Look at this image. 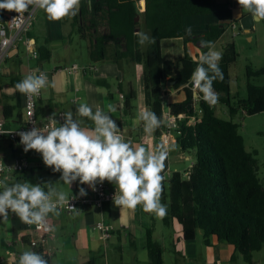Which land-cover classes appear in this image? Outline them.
I'll return each instance as SVG.
<instances>
[{"label": "crops", "instance_id": "1", "mask_svg": "<svg viewBox=\"0 0 264 264\" xmlns=\"http://www.w3.org/2000/svg\"><path fill=\"white\" fill-rule=\"evenodd\" d=\"M140 5L141 10H144L145 0L143 3L140 0ZM34 10L40 17V29L37 32L32 30V26L35 24L33 21L30 36L34 39L37 48L48 46L51 50V57L39 61L31 59L27 55L25 59L20 49L23 44L13 51V55L5 63L7 71L0 73V119L4 118V103H12L11 98L16 92L15 87L9 83V76L13 74L23 78L29 74L31 66L39 64L48 74L49 80L55 82V87L42 89L37 105L39 119L49 117L54 112L57 116L58 111L71 110L75 112L79 103L89 104L93 111L97 106L108 111V106L111 105L115 108V112L110 115L121 128L126 139L133 141L136 145L142 144L148 148H155L160 144L163 141L164 131L158 134L155 130L154 133L147 134L144 132L143 122L138 120L139 111L147 108L145 63L126 58L116 59L114 50L118 46L125 49V42L117 43L115 40L109 41L106 58L93 61L86 40L79 33H75L70 21H66L64 18L59 21H49L43 10ZM249 14L238 5L237 0H214V9L211 13L186 15L183 19L184 30L191 26L192 35H187L185 31L184 36L162 39L164 60L179 61L186 55V52L198 59L201 53L208 51L200 46L199 36L204 35L212 23L227 24L224 33L213 43L215 49L221 53L225 44L230 41H235L238 45V40H235L233 36L241 26L247 32L252 31L248 36L249 40L259 42L261 35L258 23H255ZM236 17H245L247 22L250 19L251 26L244 27L239 19H235ZM229 20L233 21L230 23ZM142 23H144L143 20ZM141 24L137 27L136 32L142 31ZM102 32H107V27L103 23ZM23 47L25 46L23 45ZM146 47L147 44L140 45L142 51H145ZM263 56L264 54H261L258 57L253 67L264 65ZM74 64L78 65L77 69L72 68ZM98 80H103L106 84H100ZM173 83L170 81L165 87L167 111H170L171 103L180 102L186 98L184 86L174 88ZM132 88L136 91V97L132 102L133 106L126 110L124 107L126 94ZM231 95L236 100L240 98L237 92H233L232 81ZM198 106L199 99L197 98L196 115L199 117L201 110ZM214 108L217 115L221 117L230 115L231 117L226 119L232 118L228 107L215 105ZM80 119L84 127H93L92 122L87 118ZM184 119H180L179 124ZM6 120L12 127L23 125L26 121L24 107L21 110H15L12 118ZM188 120L192 123L189 118ZM179 134V129H173L168 142L169 144L174 143L177 147L165 162L166 168L163 175L166 179L163 182V190L166 192L173 172L181 171L187 176L196 159L193 151H186L182 148L178 141ZM0 146L1 156L5 162H10L22 154L25 156L23 145L8 138L0 139ZM28 152L33 157L30 159V167L23 171H6L4 176L8 177L9 183L24 182L28 180L26 175L37 169L42 171L48 177V181L53 182L59 191H64L62 190L63 181H58L61 173L53 172L51 168L46 167L40 153L35 150ZM253 152L258 153L259 151L254 149ZM33 174H37V172ZM258 174L261 179L264 178V174L261 176L260 163ZM67 186L69 189L64 191L67 195L78 192L80 187H84L87 194L91 193V188L87 184L81 185L78 180L73 182L71 187ZM163 201L168 203L169 211V199L164 198ZM140 209H143L140 205L135 210L120 208L114 204L113 200H108L102 206L91 204L72 213L63 210H59L58 216L50 213L51 227L42 241V246L50 254L52 264H85L90 260H94L96 264H149L150 258L145 256L146 237L142 243V252L137 244L138 237L143 236L145 231L147 234L146 228L148 227V220ZM98 221L113 225L109 237H105L97 228ZM164 222L165 225L174 228L169 241L158 240L155 237V231H153L154 239L164 248V264H264V246L253 253L250 262L236 249L234 244L219 240L217 236H212L210 242H207L202 229L198 230L195 239L186 240L182 224L178 219H173L170 222L164 220ZM36 235V231L28 230L24 222H21L14 214H10L8 223H0V264H14L15 257L21 251L31 249L23 238L25 237L30 242Z\"/></svg>", "mask_w": 264, "mask_h": 264}, {"label": "trees", "instance_id": "2", "mask_svg": "<svg viewBox=\"0 0 264 264\" xmlns=\"http://www.w3.org/2000/svg\"><path fill=\"white\" fill-rule=\"evenodd\" d=\"M213 9L214 0H145L144 10H141L140 0H81L77 15L64 20L70 21L75 31L88 42L93 61L106 58L108 43L115 40L125 42V49L118 46L114 50L116 59L145 63L146 107L164 121L156 129L158 134L166 126L167 83L174 81V88L184 86L186 98L171 103L169 107L175 115H186L180 123L178 141L184 150L193 151L196 159L187 176L181 171L173 172L168 191L163 190L162 200L168 198L170 203L164 220L178 219L186 240L195 239L198 230L202 229L207 242L217 236L219 240L232 243L251 262L253 253L264 246V183L258 174L257 153L246 148L239 123L233 117L239 111L247 114L264 112V83L255 82L264 76V65L247 67V96L234 99L230 68L239 53L235 41L226 43L219 61L224 79L214 81V89L219 93V102L229 108L232 118L217 115L214 106L197 97L201 115L194 123H188L187 117L197 114V98L193 97L189 81L198 59L186 52L181 60L173 62L164 60L162 53V39L185 35L183 19L186 15L208 14ZM6 12L0 10V20L6 17ZM142 20L149 36L156 41L147 44L145 51L141 50L134 34ZM102 23L107 27L105 33L102 32ZM226 25L212 23L199 38L214 43L224 33ZM38 51L39 61L51 57L48 46L38 47ZM9 78L13 86L22 79L13 74ZM98 83L106 84L103 80ZM135 97L136 91L132 88L126 94V110L133 106ZM11 99L12 103L3 105L6 119L24 107L23 94L17 90ZM23 239L32 250L44 253L52 264L50 254L41 244L35 243L33 248L34 242ZM146 247L149 264H164V248L154 239L151 227L147 229ZM85 264L96 263L90 260Z\"/></svg>", "mask_w": 264, "mask_h": 264}, {"label": "clouds", "instance_id": "3", "mask_svg": "<svg viewBox=\"0 0 264 264\" xmlns=\"http://www.w3.org/2000/svg\"><path fill=\"white\" fill-rule=\"evenodd\" d=\"M237 3L251 14L255 23L264 21V0H237ZM80 4L81 0H0V10L18 13L12 19L15 20L31 9H41L49 21H59L76 16ZM185 31L192 35L191 26ZM134 34L140 45L156 42L154 37L143 31ZM200 46L208 51L201 53L196 60L197 67L189 83L194 98L199 97L209 106H215L219 102V93L214 89V81L224 79L219 67L222 53L211 41L201 40ZM28 51L34 53V48L29 47ZM14 87L31 99L42 89L55 87V82L49 80L46 72L36 70L25 75ZM112 112L115 108L111 105L108 111L99 106L93 111L89 104L79 103L75 112L62 113L63 123L56 119L55 112L43 126L32 121L31 129L18 132L19 143L23 145L24 152L35 150L41 154L46 167L60 172L58 181L71 187L78 180L81 185L87 184L95 191L97 183L102 184L106 180L116 188L112 197L116 206L135 210L140 205L146 213L163 219L168 214V205L162 203L165 162L177 146L163 141L155 148L134 144L125 138L110 115ZM80 118L90 120L93 127H84ZM138 120L143 122L147 134L154 133L164 123L148 108L139 111ZM4 167L0 164V171ZM86 195L85 188L80 187L79 196ZM75 198L72 195L71 199ZM65 203L69 204L68 195L59 191L51 181L9 183L7 176L0 178V223H8L11 213L21 222L42 225L50 213L58 216L60 206ZM32 247L35 248V243ZM14 264H49V260L44 253L28 249L15 257Z\"/></svg>", "mask_w": 264, "mask_h": 264}, {"label": "built area", "instance_id": "4", "mask_svg": "<svg viewBox=\"0 0 264 264\" xmlns=\"http://www.w3.org/2000/svg\"><path fill=\"white\" fill-rule=\"evenodd\" d=\"M33 14L34 9H31L30 12H25L23 17L12 20L13 17L18 16L19 14L14 11H7L6 17L3 20H0V73L7 71L5 67L6 61L13 55V51L17 50L21 44L25 46L26 51L31 59H39L38 48L35 44L34 39L29 34L32 26ZM32 42H34V44ZM29 47L34 48V53H30L28 51ZM72 68L77 69L78 65L74 64ZM36 70L45 72L39 64H36L30 67L29 73ZM41 94L42 90L38 96H34L31 99L23 95L24 109L26 114V121L23 125L19 127H12L8 124L5 118L0 119V139L8 138L12 141L19 143L20 137L18 135V132L31 129L33 127V124L31 123L32 121H34L38 126H43L44 124L48 123V117L44 119H39L37 114V105ZM122 97H124L123 94ZM62 113H64V111H58V114L56 116V119H58L61 123H63ZM182 118H186V115L183 113L175 115L169 110L167 111L166 126L162 134L164 142L168 143L170 141V136L173 129L178 130L180 128L179 120ZM187 118H189L192 123L199 119L197 115L189 116ZM188 122L191 123L189 120ZM30 162V159H28L23 154L16 156L10 162H5L1 156L0 146V164L5 165L3 170L0 171V178H3L5 172L8 170L23 171L28 169L30 167ZM115 191V186L105 180L102 184L97 183L95 191L91 188V193L87 194L86 196H79V191L71 193L70 195H68L69 204L65 203L64 205L60 206L59 210L72 213L78 210L79 208L91 204L102 206L104 202L108 200H113L112 197ZM72 195L76 198L71 199ZM25 225L28 230H34L37 232V235L35 238L32 239V242L39 243L42 245V241H44L47 232L50 230L51 219L48 215L46 221L42 225L27 223H25ZM96 226L104 234L105 237H109L111 235V231L113 229L112 224L105 223L104 221H98Z\"/></svg>", "mask_w": 264, "mask_h": 264}, {"label": "rangeland", "instance_id": "5", "mask_svg": "<svg viewBox=\"0 0 264 264\" xmlns=\"http://www.w3.org/2000/svg\"><path fill=\"white\" fill-rule=\"evenodd\" d=\"M35 21V24L32 26V30L37 32L40 29V17L37 15V12L34 10V14L32 17V23ZM259 32L261 35V40L251 41L248 36L252 31L247 32L242 26L238 28L236 35H234V39L238 40V59L231 65L230 71L232 75V86L233 92L236 93L238 97L245 98L247 96V67L254 66L256 60L261 54H264V21L258 23ZM142 31L148 33V30L145 26V23L141 24ZM254 32V31H253ZM77 33V32H75ZM231 35V32L229 33ZM86 45L88 48V42L86 41ZM21 54L23 58L26 59L28 55L25 47L21 45ZM264 59V56L262 57ZM25 61V60H24ZM27 62V61H25ZM255 82L263 84L264 76H260L255 79ZM216 106H224L227 108L225 104L217 103ZM230 115L223 116L224 118L229 117ZM231 117V116H230ZM234 120L239 123V131L245 138L246 148L249 151H253L254 149H258L257 157L259 159L260 167H261V176L264 174V112L256 113V114H247L239 111L234 117ZM25 156L28 159H32L33 157L29 152H25ZM37 172V174H33ZM33 173H29L26 175V178L33 184L39 183L41 181H48V177L44 175L42 171L34 169ZM44 178V180H42ZM263 182L264 178L262 177ZM62 190L67 191L69 187L67 184L63 183ZM162 203L168 205V203L162 200ZM145 218L148 220V228H153L155 231V237L159 240H167L169 241L171 235L174 232V228L165 225L164 218H158L154 214L146 213L143 209H140ZM146 237V231L143 236L138 237L137 244L139 246L140 251H143L142 243ZM141 245V246H140ZM264 250V249H263ZM145 256L149 257V253L147 249H145Z\"/></svg>", "mask_w": 264, "mask_h": 264}, {"label": "water", "instance_id": "6", "mask_svg": "<svg viewBox=\"0 0 264 264\" xmlns=\"http://www.w3.org/2000/svg\"><path fill=\"white\" fill-rule=\"evenodd\" d=\"M249 17H251V14H249ZM139 18V17H138ZM235 19H239L241 22H242V25L244 27H250L251 24H252V21H250L249 19V22L246 21V18L245 17H236ZM233 20H229L228 22H232ZM138 30V29H137ZM174 82V81H173Z\"/></svg>", "mask_w": 264, "mask_h": 264}, {"label": "bare ground", "instance_id": "7", "mask_svg": "<svg viewBox=\"0 0 264 264\" xmlns=\"http://www.w3.org/2000/svg\"><path fill=\"white\" fill-rule=\"evenodd\" d=\"M9 60V59H8Z\"/></svg>", "mask_w": 264, "mask_h": 264}]
</instances>
